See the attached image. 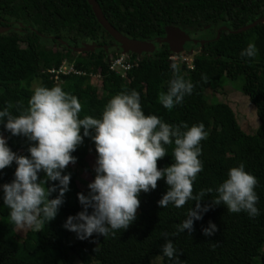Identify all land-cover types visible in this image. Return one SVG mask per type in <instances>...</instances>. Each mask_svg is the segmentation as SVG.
Here are the masks:
<instances>
[{
	"label": "trees",
	"instance_id": "obj_1",
	"mask_svg": "<svg viewBox=\"0 0 264 264\" xmlns=\"http://www.w3.org/2000/svg\"><path fill=\"white\" fill-rule=\"evenodd\" d=\"M96 2L103 22L88 0H0V27L7 28L0 33V109L7 107L13 117L24 114L35 87L59 86L77 97L81 105L78 118H100L105 105L91 110L93 81H97L93 75H100V85L107 98L135 90L145 115H156L172 125L181 122L189 127L204 125L207 137L200 142L198 157L202 170L192 183V191L195 196L202 189H212L199 201L202 207L208 205V211L200 220H193L190 234L187 229L176 232L187 210L194 208L197 201H188L181 208L171 204L160 208L157 201L168 190L160 179L154 190L139 194L136 219L127 229L105 237L93 234L85 240L77 239L75 233L62 225L69 215L82 210L77 201V193L84 194L77 183L78 167L92 172L89 159L91 152L96 155L90 139L94 133L90 129V136L84 137L72 153L75 164L64 169L70 174L68 191L53 220L42 223L39 229L32 227L19 240L16 225L9 220L8 209L0 201V264H157L151 261L153 255L160 256L163 264H171L160 252L165 239L179 253L178 264H264V20L234 32L264 16V0ZM15 23L24 27L17 29ZM172 25L194 28L211 25L208 32H213V38L202 45L207 57L196 55L191 68L185 61L176 64L169 58L172 55L169 44L160 41L151 54L128 52V60L133 65L125 78L110 70L112 58L120 54L117 50L109 53L104 46L114 41L111 32L136 42H147L165 37ZM221 26L226 28L217 34ZM61 40L74 47L96 42L97 47L93 51H72ZM248 43L255 45L257 54L250 59L241 58L239 53ZM65 59L74 62L84 74L63 75L56 82L47 70L58 67ZM172 63L177 66L175 75L190 80L193 90L180 105L166 110L158 98L174 78ZM241 75V90L255 105L260 122L253 133L242 129L228 103L210 102L205 97L206 89L223 77L234 80ZM202 76L206 79L202 80ZM0 135L6 137L8 147L17 155H28L30 142L25 137L11 136L2 123ZM173 147L172 144L165 146L166 155L157 161L158 168L172 163ZM241 163L246 172L257 178L254 191L259 215L254 218L243 212L229 213L223 205L211 203L216 196L215 188L226 178L227 170ZM14 169L13 163L0 170V184L13 179ZM40 177L46 179L42 173ZM55 195L52 193L48 198ZM209 221L216 225V231L205 236L202 229Z\"/></svg>",
	"mask_w": 264,
	"mask_h": 264
},
{
	"label": "clouds",
	"instance_id": "obj_2",
	"mask_svg": "<svg viewBox=\"0 0 264 264\" xmlns=\"http://www.w3.org/2000/svg\"><path fill=\"white\" fill-rule=\"evenodd\" d=\"M256 54L253 43H248L239 53L246 59ZM170 67L174 78L158 98L166 110L180 105L193 90L190 80L175 75L176 64ZM27 104L26 112L15 117L7 107L0 109L4 130L30 142L28 155H17L8 147L6 137L0 135V170L15 164L13 179L0 184V201L8 209L9 220L14 225L39 229L42 223L55 218L68 191L70 174L64 169L75 164L72 153L84 137L90 136V129L94 133L90 139L96 153L95 175L86 186L87 194L77 193L82 210L69 215L62 225L75 233L77 239L85 240L93 234L105 237L127 229L136 219L139 194L154 190L160 179L168 186L157 201L160 208L169 204L181 208L188 201H197L194 208L187 210L176 232L187 229L190 234L193 220H200L208 211V205L202 207L199 201L212 189H202L195 196L192 191V183L202 170L198 159L200 142L207 137L202 123L190 127L183 122L172 125L156 115H145L135 90L111 97L100 118H78L81 105L77 97L59 86L35 87ZM169 144L174 145L172 163L158 168L157 161L166 155L165 146ZM41 173L46 179H41ZM256 185L257 178L244 170L243 163L230 167L226 178L215 188L216 196L211 203L223 205L229 213L243 212L254 218L259 215ZM52 193L56 195L49 199ZM215 231L216 225L209 221L202 234L210 236ZM160 252L171 264H178L179 253L170 240L165 239Z\"/></svg>",
	"mask_w": 264,
	"mask_h": 264
},
{
	"label": "rangeland",
	"instance_id": "obj_3",
	"mask_svg": "<svg viewBox=\"0 0 264 264\" xmlns=\"http://www.w3.org/2000/svg\"><path fill=\"white\" fill-rule=\"evenodd\" d=\"M172 28L173 31H167ZM166 30L165 38L167 40L172 41L173 45L171 44V52L176 56L175 63L179 64L184 61V57H188L193 59L196 55H206L203 52L201 47V41L208 40L213 38V32L211 34L208 32L211 29V25H207L201 28H194L192 26L189 27H181L172 25L169 26ZM188 32L191 33L187 34ZM111 36L116 37L117 35L111 34ZM184 38H196V40H187L183 41ZM161 38H157L159 41ZM202 39V40H200ZM129 42V41H127ZM136 42V41H135ZM179 44V45H178ZM131 47H143L144 45L140 42H130ZM157 42L154 40L152 44L148 45L149 47L145 48L147 51L150 49L157 47ZM113 51V50H112ZM125 53V52H123ZM151 54V53H150ZM142 55V53H140ZM208 60V58H206ZM179 74V73H178ZM97 81H93L94 85V94L92 99L91 110L95 111L102 105H106L108 100L111 98L106 97V93L103 91L102 86L100 85V78H95ZM37 84V81L34 83ZM243 84L242 75L238 78L231 80L229 78L223 77L219 83H215L213 87H208L205 92V97L210 102L221 101L228 103L234 110L235 116L237 118L238 123L241 125L242 129L247 133H253L259 126V119L256 113V107L254 104L251 103L250 99L244 92L241 90V85ZM95 157L96 155L91 152L90 155V165L92 168V172L83 171L80 167H78V171L80 175L77 178L78 186L83 190L84 194H87V184L91 182L94 178V166H95ZM138 209L136 210V212ZM32 227H18L16 226V232L18 234V239L22 240L25 237L27 231H29ZM72 240L75 241L76 238L74 235L71 236ZM151 261L157 264H163L161 261V257L158 255H153L151 257ZM92 264H96L93 262Z\"/></svg>",
	"mask_w": 264,
	"mask_h": 264
},
{
	"label": "built area",
	"instance_id": "obj_4",
	"mask_svg": "<svg viewBox=\"0 0 264 264\" xmlns=\"http://www.w3.org/2000/svg\"><path fill=\"white\" fill-rule=\"evenodd\" d=\"M128 58H129L128 53H120L118 56L112 58L109 64L110 70L117 73L120 77L125 78L127 75L128 69L133 65V63L130 62ZM169 58L176 60V56L174 54L170 55ZM184 61L186 62L189 68L192 67L193 59L184 57ZM47 71L50 74H52V78L56 82L60 81L63 75L66 76L71 73H74L76 75L84 74L83 71H80L75 67L74 62L68 61L66 59L63 60L58 67L50 68ZM90 75H93V74H90ZM93 76L97 78L100 77V75H93Z\"/></svg>",
	"mask_w": 264,
	"mask_h": 264
},
{
	"label": "flooded vegetation",
	"instance_id": "obj_5",
	"mask_svg": "<svg viewBox=\"0 0 264 264\" xmlns=\"http://www.w3.org/2000/svg\"><path fill=\"white\" fill-rule=\"evenodd\" d=\"M16 25L14 26V27H16L17 29H21V28H23L24 27V24H21V23H15ZM5 27V26H4ZM6 28V27H5ZM220 28V27H219ZM187 34H190V36H191V33L190 32H188ZM113 39H114V41H112L111 43H108V44H106V45H104L105 46V48L109 51V53L112 51V50H117L118 52H120V53H123V52H126V53H128V52H135V53H138V54H140V53H142V54H144V53H153L157 48H158V46H159V42H160V40L158 41L157 40V38H155V39H153V40H151V41H147L150 45L152 44V42L155 40L156 42H157V47H155V48H153V50H151V51H147V49H143V48H141V47H138V48H133V47H131V45H130V42H131V39L130 38H128V37H125V36H123V35H118V36H116V37H113V36H111ZM187 41V40H196V38H184L183 39V41ZM200 40H202V39H200ZM127 41H129V42H127ZM205 41V43L206 42H208L209 41V39L208 40H204ZM93 42V41H92ZM201 43V42H200ZM92 44H94L93 46H94V49L97 47V43L96 42H93ZM173 44V43H172ZM173 45H175L176 46V44H173ZM179 45V44H178ZM169 46H170V48L171 47H173V46H171V44H169ZM147 47H149V46H147ZM201 47H202V45H201Z\"/></svg>",
	"mask_w": 264,
	"mask_h": 264
},
{
	"label": "water",
	"instance_id": "obj_6",
	"mask_svg": "<svg viewBox=\"0 0 264 264\" xmlns=\"http://www.w3.org/2000/svg\"><path fill=\"white\" fill-rule=\"evenodd\" d=\"M88 2H89V4L92 6V9H93V11H94V13L96 14V16L98 17V19H100V21L101 22H103L104 21V17H103V15H102V13H101V10H100V8H99V6H98V4H97V2H96V0H88ZM259 20H264V16L263 17H261V18H259L258 20H256L255 22H253L252 24H250V25H247V26H245V27H242V28H240V29H238V30H234V32H238V31H243V30H246V29H248V28H250V27H252V26H254ZM221 28H226L225 26H221L220 28H218L217 29V34L220 32V29ZM7 30V28H5V27H0V33L1 32H5ZM173 31L172 30V28L171 29H169L168 28V30L167 31ZM113 35H117L116 34V32H111ZM62 41V44H64V45H66L67 47H68V49H71L72 51H78V52H82V51H93L94 50V44H86V45H84V46H82V47H74V46H71V45H69L68 44V42L67 41H64V40H61ZM160 41H165V42H167L168 44H172V41H170V40H167L165 37H161V40ZM131 42H133V43H136L134 40H132L131 39ZM140 43H142L144 46L142 47L143 49H145V48H147V46L149 45V43L148 42H140ZM205 43V41H201V45H203ZM145 47V48H144ZM134 48V47H133ZM171 49V48H170ZM152 49H150L149 51H151ZM126 53V52H125Z\"/></svg>",
	"mask_w": 264,
	"mask_h": 264
}]
</instances>
